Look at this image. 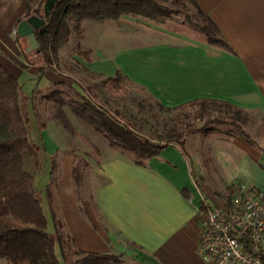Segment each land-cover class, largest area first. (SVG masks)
Listing matches in <instances>:
<instances>
[{"label": "crops", "instance_id": "obj_1", "mask_svg": "<svg viewBox=\"0 0 264 264\" xmlns=\"http://www.w3.org/2000/svg\"><path fill=\"white\" fill-rule=\"evenodd\" d=\"M40 1L0 0V63L18 82L24 72L49 82L30 95L21 85L24 111L30 109L32 94L55 88V83L69 88L74 84L70 74L42 65L35 56L36 62L28 64L22 55L25 38L14 31L21 20L34 14ZM194 1L215 23L230 51L171 27L122 17L96 22L101 24L97 28L100 39L109 27L116 32L114 37H103L100 44L96 37L88 43L89 59H83L86 72L93 79H106L119 71L128 83L144 89L165 107L208 99L264 116V0ZM141 27L148 32L141 33ZM46 127L40 130L50 142ZM251 139L255 144L232 135V153L225 155L221 167L229 183L238 179L264 189V146ZM106 143L101 150L72 149L58 165L60 171L64 166L62 173L69 183L76 163L83 159L88 164L84 179L90 182L93 199L85 200L84 212L76 199L72 211L63 208L76 247L83 252L122 253L132 264H209L196 252L200 230L197 213L203 199L184 152L170 144L139 165L131 155ZM53 151L51 156L57 155V148ZM190 157L194 173L200 172ZM70 188L60 189L62 204ZM50 223L52 231L51 217L48 229Z\"/></svg>", "mask_w": 264, "mask_h": 264}, {"label": "trees", "instance_id": "obj_2", "mask_svg": "<svg viewBox=\"0 0 264 264\" xmlns=\"http://www.w3.org/2000/svg\"><path fill=\"white\" fill-rule=\"evenodd\" d=\"M41 0L33 13L44 20L45 24L34 31L38 50L22 51L29 63L31 54L48 68L56 66L60 48L72 32L82 33V22L117 21L130 17L149 23L168 18L170 14L184 16L193 36L208 45L230 51L215 23L197 6L194 0H56L48 14ZM30 15V14H29ZM77 54L89 59V51ZM20 68H25L20 65ZM121 81L128 82L119 71L113 77L104 79L116 87ZM50 92L48 101L53 103L49 116L45 120L36 110L34 100L36 93L30 97V103L40 128L48 122L59 125L74 134L68 109L74 117L86 124L93 132L100 135L110 147L117 148L143 165L170 144L177 145L190 161L191 174L196 186L203 177L195 180L192 159L186 148V138L197 131L209 134L216 129L207 125L221 123L217 119H207L198 128L197 124L209 113L211 106L232 111L231 123L236 126L250 144H255L250 135L241 129L236 119L243 113L231 104L221 101L199 99L186 102L176 107H165L149 95L150 101H135L136 116L127 115L110 109L85 95L80 99H68L61 96L57 89ZM142 89V88H141ZM145 91L144 89H142ZM21 85L17 78L0 63V262L5 264H123L122 253L83 252L66 229L65 223L58 215L52 192L54 186L53 171L45 187L53 230L48 229V218L42 208L40 191L35 187V180L42 169L39 150L30 137V130L23 109ZM196 107V108H195ZM195 108L196 111L187 112ZM240 119V118H239ZM237 124V125H236ZM209 162L210 159H207ZM88 164L79 160L72 170L75 184L83 182ZM54 166H52V169ZM222 204L230 207V201L224 193ZM209 205L202 201L201 208Z\"/></svg>", "mask_w": 264, "mask_h": 264}, {"label": "rangeland", "instance_id": "obj_3", "mask_svg": "<svg viewBox=\"0 0 264 264\" xmlns=\"http://www.w3.org/2000/svg\"><path fill=\"white\" fill-rule=\"evenodd\" d=\"M143 22L150 25H160V27H171L170 29L172 30L187 34L189 37H194L191 30L189 29L188 23L182 15L176 16L170 14L168 18L159 19L152 23L146 21ZM92 25L94 26L93 30L90 29ZM81 26L82 34L78 36L79 34H75V32L71 33V35L67 38V41L60 48L59 60L56 66H54V70L58 73L70 74L72 77L69 79L74 82L71 88L65 84L57 86L61 96L75 100L80 99L85 95H91L95 101L110 109L111 112L118 110L124 114L125 117L127 115L136 116L137 113H135V101L137 102L140 100H145L148 103H152V101H150L149 95L138 86L128 82L121 81L119 85L113 87L110 83L105 84L104 79L101 77L93 79L91 75L86 72V67L84 66L83 60L84 58L82 56L80 58V56L77 54L78 45L80 51L85 52L86 48L88 47V43H91L92 41L94 42L95 37L98 39V42L96 43L100 44L103 37H114L115 35L113 33L116 32L115 29L112 27H109L110 29L107 30L105 29V31H103V37L101 36L102 38L100 39L101 34L97 28H101V24L91 20H84ZM146 29L141 27L140 32L147 33L148 30ZM89 33H93V37H91L92 35L90 36ZM30 57L31 58L28 62L35 63L37 58H35L33 54H31ZM19 83L22 85L23 90H25L29 95L34 90H41L49 85V82L46 78H34L33 76H30L28 72L23 73ZM53 89L54 88L52 86L45 91H41L40 94H36L35 96V108L45 120H47L49 116V108H51L53 105L51 101L47 100V98H49L50 92ZM31 106L32 105L30 103V109L29 111L28 109L25 110V116L27 118L30 130V137L39 150V155L42 162V169L36 177L35 187L41 193L40 198L42 201V208L46 217L49 218L50 212L48 211V200L45 195V187L50 180V173L53 171L54 186L52 187V192L55 200L54 203L57 207L58 215L65 223L66 229L68 231V223L63 208H65L67 212L70 210L72 211L74 200L76 199L80 204V209L84 212L83 206L86 207L85 200H89L90 198L93 199V191H91L92 188H90V182L88 183L86 178L83 180L80 186L75 184L74 179H70V176H68L69 183L66 182L65 173H62L64 166H62L60 171V167L58 169V165H61L62 161L64 160V156L69 155L72 152V149L92 151V149L96 150L98 148L101 150L103 149L102 146L105 145L106 141L100 135L93 132L89 126L74 117V115L68 109H66L74 134H70L64 130L58 122H54V125L51 124L53 121H50L47 123L45 131V133H47L46 135H49V137L52 139L50 143L42 135V131L40 130V122L38 119H36ZM195 108H191L187 110V112L189 111L193 113V110L196 111ZM208 111L210 114L204 116L202 120L198 122V128H200L209 118L217 119L221 123L207 125V128L209 129H216L214 132L206 134L207 136L213 134L207 138H205L206 135L202 134L201 131H197L196 133L188 136L185 146L190 152L189 155L194 157L195 161L197 162V168L200 170V172L198 170L195 171V180L201 175V177H203V182H201V180L199 186H197L198 194L208 205L218 206L222 204V196L224 197L223 194H226L228 186L232 183V181L230 183L229 181H226L221 165L225 160V155L227 153H232V135H237L239 137L241 136L239 135L240 132L237 127L230 124L231 118L233 117L232 111H225L220 107L214 106L209 107ZM239 118L235 121L237 124L242 126L241 129H243L244 132L250 135V137L264 146V116L259 114L242 113ZM56 148L57 155L51 156L52 152H54L53 150ZM212 155H214V157H212ZM207 159H210V161L208 162ZM52 166H54L53 169ZM86 176L87 175L85 174V177ZM68 186L71 188L70 190L67 189V192L65 193L66 200L63 202V206L61 202L62 196L60 189L66 188ZM50 229H52L51 223L49 224V230ZM122 258L124 260L123 264H132L131 259L128 257L125 258L123 256Z\"/></svg>", "mask_w": 264, "mask_h": 264}, {"label": "built area", "instance_id": "obj_4", "mask_svg": "<svg viewBox=\"0 0 264 264\" xmlns=\"http://www.w3.org/2000/svg\"><path fill=\"white\" fill-rule=\"evenodd\" d=\"M226 195L229 208L198 210L197 254L209 264H264V189L235 180Z\"/></svg>", "mask_w": 264, "mask_h": 264}, {"label": "water", "instance_id": "obj_5", "mask_svg": "<svg viewBox=\"0 0 264 264\" xmlns=\"http://www.w3.org/2000/svg\"><path fill=\"white\" fill-rule=\"evenodd\" d=\"M55 1L56 0H46L44 6L46 14L50 12ZM44 24V20L35 14L28 16L18 23L16 33L19 37L25 38V52L28 53L38 50V42L35 38L34 31L39 29Z\"/></svg>", "mask_w": 264, "mask_h": 264}]
</instances>
